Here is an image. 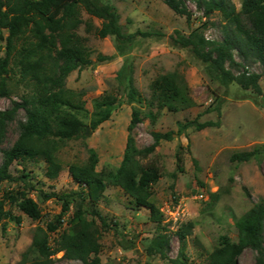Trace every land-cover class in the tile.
Returning <instances> with one entry per match:
<instances>
[{
    "label": "rangeland",
    "instance_id": "rangeland-1",
    "mask_svg": "<svg viewBox=\"0 0 264 264\" xmlns=\"http://www.w3.org/2000/svg\"><path fill=\"white\" fill-rule=\"evenodd\" d=\"M99 1L117 8L123 33L128 37L100 38L96 31L102 27L103 20L91 18L82 11L85 23L77 33L93 63L89 66L79 64L66 77L63 92L74 106L69 110L91 131L89 135L64 143L57 154L62 164L58 178L46 176L43 161L15 162L12 165L11 173L16 180L0 184V200L7 193L15 194L25 189L39 203L42 217L34 221L16 206L6 204V210H11L22 221L17 223L5 219L0 222V264H19L32 244L37 227L46 228L61 217V199L65 198L69 202V210L62 216V225L51 233V242L55 246L54 240L68 229V220L76 208L77 195L81 190L70 176L69 166L84 165L89 157L88 149L92 148L99 156V171H116L123 159L133 109L138 110L143 118L133 130L139 149L154 142L155 132H174L173 140H162L153 153L140 157L144 167L153 168L161 176L153 185L150 200L163 216L162 224L170 241L168 258L175 259L179 253L177 230L193 222L194 229L187 238V255L193 264H206L208 256L216 251L223 238L233 244L245 240L248 214L264 201V156L244 163L231 161L234 153L264 148L263 67L255 58L245 61L238 51H234L236 62L242 66L232 67L233 73L238 74L246 68L251 73L260 74L262 92L244 90L236 83L223 86L211 80L192 48L175 41L176 31L188 35L198 27L208 39L219 42L224 40L226 28L232 36L235 35V28L227 24L220 13L205 17L203 8L199 7L202 0H184L192 13L189 23L185 17L175 14L164 0ZM232 1L240 11L241 0ZM87 23L92 25L90 30ZM4 34L7 35L6 32ZM99 55L112 58L99 62ZM4 56L5 51L0 50V59ZM127 61L132 64L133 85L140 97L130 104L124 97L125 81L118 78ZM226 66L230 67L229 64ZM174 71L184 76L188 94L194 101L190 109L178 113L162 107V76ZM10 89V97H0V110L10 108L15 101L20 102L30 88L14 77ZM108 96L117 97L120 105L108 121L92 130V123L105 114L100 104ZM219 106L221 117L218 115ZM150 113L154 119L148 117ZM199 114L200 122L220 120V127L202 131L190 128L178 135L179 123L194 120ZM25 121V112L20 110L8 124L3 149L14 145ZM180 147L182 161L178 165ZM194 159L198 161V167ZM24 175L31 190L23 179H19ZM201 192L205 199L199 198ZM99 209L110 222V228L102 233L100 239L102 264H171L169 259L147 252L156 235L157 224L151 220L150 211L137 207L122 189L110 185ZM54 261L55 264H83L66 258L64 252L58 253ZM239 264H259L258 254L246 249L239 258Z\"/></svg>",
    "mask_w": 264,
    "mask_h": 264
},
{
    "label": "trees",
    "instance_id": "trees-1",
    "mask_svg": "<svg viewBox=\"0 0 264 264\" xmlns=\"http://www.w3.org/2000/svg\"><path fill=\"white\" fill-rule=\"evenodd\" d=\"M164 2L175 14L185 17L188 23L191 22L192 13L184 0ZM199 7L203 8L205 17L220 13L225 22L235 28V35L232 36L226 28V36L219 42L208 39L198 27L188 35L176 31L175 41L183 47L193 49L194 55L204 64L212 81L223 86L236 83L244 90L252 89L261 93L260 74L251 73L246 68L234 74L231 68L242 66L234 58V51H238L245 61L255 58L264 71V0H241L240 11L232 0H202ZM83 10L91 18L103 20L102 27L96 31L100 38L128 37L123 33L117 8L102 4L99 0H0V50L5 51V56L0 59V97L11 96L10 82L14 77H18L21 83L30 88L20 102L15 101L10 108L0 110V184L16 180L11 167L15 162L24 161H43L46 164V176L49 179L58 178L62 164L57 154L62 146L66 141L86 135L87 126L69 110L74 106L63 92L66 77L79 64L89 66L93 63L83 39L77 33L85 23L82 18ZM87 26L88 30L92 27L90 23ZM111 58L99 55L98 61L104 62ZM118 78L125 81L124 97L127 104L140 99L133 85V67L130 61L121 68ZM162 90V107L172 113L190 109L194 105L188 94L187 82L179 71L162 76ZM119 105L117 97H106L100 104V107H104L105 114L92 123L91 129L95 130L108 121ZM217 109L221 117L220 106ZM20 110L26 115V121L20 126V135L11 148L3 149L8 124ZM200 116L201 114L185 123L180 122L178 135L190 128L202 131L221 125L220 120L200 122ZM148 117L154 119L152 113ZM142 121L140 112L133 109L123 159L116 171H99V156L92 148L88 149L89 157L84 165L69 166L68 172L81 190L77 195L76 208L68 220V229L59 234L53 246L51 233H55L62 225V216L69 210V202L62 198L61 217L49 223L46 228L37 227L32 244L19 264H55L54 258L60 252H64L66 258L83 264H102L100 239L102 233L110 228V222L101 213L99 204L104 200L110 185L122 189L137 207L150 211V218L158 228L147 252L169 259L170 241L162 224L163 216L150 200L153 185L161 176L153 168L144 167L140 157L153 153L162 140H173L174 132H155L154 142L139 149L133 130ZM180 150L181 147L177 152L178 165L182 161ZM263 156L264 148H255L234 153L231 161L244 163L251 159L260 160ZM194 163L198 167L196 159ZM178 169L182 171V167L178 166ZM19 179H23L25 186L30 187L25 175ZM6 204L16 206L34 221L42 217L39 203L25 189L15 194L7 193L0 200V222L8 219L21 223L20 217L14 216L11 210H6ZM194 225L189 222L177 230L180 249L175 259H169L171 264H193L187 255V238ZM244 233L246 238L239 244L230 243L223 238L216 251L208 256L206 264H239V258L246 249L255 251L258 263L264 264V201L249 212Z\"/></svg>",
    "mask_w": 264,
    "mask_h": 264
},
{
    "label": "built area",
    "instance_id": "built-area-1",
    "mask_svg": "<svg viewBox=\"0 0 264 264\" xmlns=\"http://www.w3.org/2000/svg\"><path fill=\"white\" fill-rule=\"evenodd\" d=\"M200 199H205V195L203 194V192H201V194L199 195Z\"/></svg>",
    "mask_w": 264,
    "mask_h": 264
},
{
    "label": "water",
    "instance_id": "water-1",
    "mask_svg": "<svg viewBox=\"0 0 264 264\" xmlns=\"http://www.w3.org/2000/svg\"><path fill=\"white\" fill-rule=\"evenodd\" d=\"M90 128L89 127H87V132H86V135H89L90 134Z\"/></svg>",
    "mask_w": 264,
    "mask_h": 264
}]
</instances>
